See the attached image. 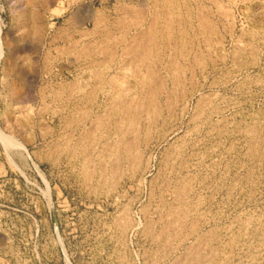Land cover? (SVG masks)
<instances>
[{
	"label": "rangeland",
	"instance_id": "374dc122",
	"mask_svg": "<svg viewBox=\"0 0 264 264\" xmlns=\"http://www.w3.org/2000/svg\"><path fill=\"white\" fill-rule=\"evenodd\" d=\"M0 29V264H264V0H0Z\"/></svg>",
	"mask_w": 264,
	"mask_h": 264
},
{
	"label": "clouds",
	"instance_id": "9594fccd",
	"mask_svg": "<svg viewBox=\"0 0 264 264\" xmlns=\"http://www.w3.org/2000/svg\"><path fill=\"white\" fill-rule=\"evenodd\" d=\"M23 150V142L14 134L5 133L0 135V151H4L11 156L23 152Z\"/></svg>",
	"mask_w": 264,
	"mask_h": 264
},
{
	"label": "bare ground",
	"instance_id": "6f19581e",
	"mask_svg": "<svg viewBox=\"0 0 264 264\" xmlns=\"http://www.w3.org/2000/svg\"><path fill=\"white\" fill-rule=\"evenodd\" d=\"M174 5V4H173ZM172 5V6H173ZM199 5V4H198ZM169 6H170V3H169ZM195 7V6H194ZM145 11V10H144ZM196 12H198V11H196ZM162 13V12H161ZM177 14V13H176ZM162 15V14H161ZM175 15V14H174ZM163 16V15H162ZM99 18V17H98ZM161 19V18H160ZM163 19V18H162ZM201 19V18H200ZM120 21V20H119ZM158 21V20H157ZM174 22H175V20H174ZM181 22V21H180ZM158 23V22H157ZM153 24V23H152ZM201 24V23H200ZM173 27V26H172ZM208 27V26H207ZM156 28H157V26H156ZM165 28V27H164ZM154 29V28H153ZM199 29V28H198ZM206 29V28H205ZM161 31H162V29H161ZM179 31V30H178ZM172 34V33H171ZM166 35V34H165ZM112 36V35H111ZM163 37V36H162ZM152 40V39H151ZM181 42V41H180ZM150 43H153L152 41L150 42ZM88 44V43H87ZM138 44H139V42H138ZM102 45V44H101ZM148 45V44H147ZM88 46V45H87ZM137 45H135V47H136ZM153 46V45H152ZM99 47V46H98ZM187 46H185V48H186ZM100 48H102V47H100ZM106 48V47H105ZM145 48V47H144ZM154 48V47H153ZM96 49V48H95ZM99 49V48H98ZM150 49V48H149ZM82 50V49H81ZM99 50H101V49H99ZM105 50V49H104ZM107 50V49H106ZM102 51V50H101ZM151 51H153L152 49H151ZM83 52V51H82ZM81 52V53H82ZM108 52V51H107ZM141 52V51H140ZM139 52V53H140ZM155 52V51H154ZM105 53V52H104ZM142 53V52H141ZM102 54H103V51H102ZM147 54V53H146ZM80 55V54H79ZM2 56H3V45H2V35H1V29H0V59L2 58ZM82 56V55H81ZM136 56V55H135ZM153 56V55H152ZM139 57V56H138ZM148 57V56H147ZM146 57V58H147ZM138 59V58H137ZM151 60V59H150ZM139 61V60H138ZM148 61V60H147ZM127 62V61H126ZM168 65V64H167ZM172 66V65H171ZM127 67V66H126ZM155 68V67H154ZM148 70V69H147ZM180 71H181V68H180ZM152 72V71H151ZM150 72V73H151ZM149 73V74H150ZM171 73H173V72H171ZM174 74V73H173ZM135 75V74H134ZM139 75V74H138ZM176 75V74H175ZM100 76V75H99ZM98 76V77H99ZM181 76V75H180ZM152 77H154V76H152ZM138 79V78H137ZM141 80V79H140ZM149 80V79H148ZM148 80L145 82V83H147L148 82ZM175 80V79H174ZM138 81V80H137ZM106 82V80L104 81V83ZM141 82V81H140ZM107 83V82H106ZM10 84V83H9ZM165 84V83H164ZM142 85H144V84H142ZM160 86V85H159ZM128 90V89H127ZM125 91V90H124ZM126 95H127V93H126ZM153 96V95H152ZM132 97H130V98H128V99H131ZM118 99V98H117ZM116 99V100H117ZM119 101V100H118ZM135 101V100H134ZM145 101V100H144ZM153 101H154V99H153ZM209 101V100H208ZM120 102V101H119ZM124 103H125V101H124ZM133 104V103H132ZM132 104L130 105V107L132 106ZM120 105H122V104H120ZM137 105V104H136ZM167 106V105H166ZM118 107V106H117ZM120 108H121V106H119ZM133 107V106H132ZM146 108V107H145ZM149 109V108H148ZM119 110V109H118ZM131 110V109H130ZM138 110V109H137ZM133 111V110H132ZM131 111V112H132ZM118 112V111H117ZM130 111H129V115H126V116H130V113H131ZM134 112V111H133ZM135 113H137V112H135ZM133 114V113H132ZM135 115V114H134ZM82 116V115H81ZM136 116V115H135ZM129 118V117H128ZM131 119V118H130ZM132 119H133V117H132ZM102 120V119H101ZM97 121V120H96ZM130 120H128V121H126V122H129ZM102 123V122H101ZM102 124H105V123H102ZM121 127V126H120ZM129 127V126H128ZM92 128V127H91ZM73 150V149H72ZM121 150H123V149H121ZM128 150H129V148H128ZM116 161V160H115ZM84 167V166H83ZM89 170V169H88ZM87 171V170H86ZM88 172V171H87ZM182 211V210H181ZM181 211H179L180 212V214H181ZM178 213V212H177ZM183 213V212H182ZM182 216V215H181ZM173 217V216H172ZM183 217H184V215H183ZM181 218V217H180ZM177 219H178V217H177ZM182 219V218H181ZM180 219V220H181ZM171 220V219H170ZM179 220V219H178ZM178 220H176V221H178ZM179 220V221H180ZM179 221L177 222V223H179ZM182 222V221H181ZM185 222V221H184ZM170 223V222H169ZM175 223V222H174ZM173 223V224H174ZM125 224H126V222H125ZM172 224V225H173ZM181 224H183V223H181ZM123 225V224H122ZM167 225V224H166ZM124 226V225H123ZM176 226V225H175ZM178 226H179V224H178ZM177 226V227H178ZM183 226V225H182ZM176 227V228H177ZM180 227V226H179ZM167 228V227H166ZM171 228V227H170ZM182 228V227H181ZM184 228V227H183ZM186 228V227H185ZM173 229V228H172ZM168 230V229H167ZM171 230V229H170ZM174 230V229H173ZM166 231V230H165ZM173 233H175V232H173ZM159 234V233H158ZM172 234V233H171ZM165 236V235H164ZM171 236V235H170ZM174 236V235H173ZM172 237V236H171ZM168 239V238H167ZM169 239H170V237H169ZM173 241V240H172ZM203 241V240H202ZM173 243V242H172ZM197 243H199V242H197ZM201 243V242H200ZM195 245V244H194ZM203 245V244H202ZM166 247H167V245H166ZM201 248V247H200ZM206 248V247H205ZM204 248V249H205ZM198 249V248H197ZM167 250V249H166ZM199 250V249H198ZM193 251H195V250H193ZM202 252V251H201ZM194 254V253H193ZM232 255V254H231ZM210 256V255H209ZM196 257V256H195ZM185 258V257H184ZM192 258V257H191ZM213 258V257H212ZM188 259V258H187ZM195 260V259H194ZM182 261H184V260H182ZM181 262V261H180ZM189 262V261H188ZM195 262V261H194ZM179 263V262H178ZM182 263V262H181ZM196 263V262H195ZM183 264V263H182ZM190 264H191V262H190Z\"/></svg>",
	"mask_w": 264,
	"mask_h": 264
}]
</instances>
